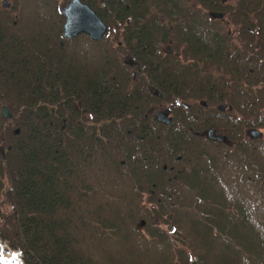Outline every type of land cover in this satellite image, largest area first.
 I'll list each match as a JSON object with an SVG mask.
<instances>
[{
  "label": "trees",
  "instance_id": "trees-1",
  "mask_svg": "<svg viewBox=\"0 0 264 264\" xmlns=\"http://www.w3.org/2000/svg\"><path fill=\"white\" fill-rule=\"evenodd\" d=\"M84 1L110 33L115 13L138 16L126 41L163 100L214 93L248 120L226 123L237 145L225 147L191 133L196 115L179 106L168 125L144 117L150 92L124 88L105 41L62 37L56 0H7L0 109L12 118L0 114V192L10 210L0 213V240L23 264H264V135H239L264 129L255 88L264 83V0ZM211 12L227 14L242 48ZM169 39L176 50L186 44V64L160 52ZM77 103L91 125L77 121ZM167 213L183 249L152 223Z\"/></svg>",
  "mask_w": 264,
  "mask_h": 264
},
{
  "label": "flooded vegetation",
  "instance_id": "flooded-vegetation-1",
  "mask_svg": "<svg viewBox=\"0 0 264 264\" xmlns=\"http://www.w3.org/2000/svg\"><path fill=\"white\" fill-rule=\"evenodd\" d=\"M68 1L69 0H62L58 4V2L56 0V8H57V11L62 18V23H63L64 17L62 15V13L60 12V9L63 6H65ZM79 1L87 4L97 14L98 18L105 25L106 30L101 35L100 39L96 40V41L91 40L89 38L88 34L83 33V32H79V33L75 34L74 36H71L70 38H67V39L84 37V38H87L89 41L100 42V41H107L108 36H111V37L116 36L118 38L117 42H116V46L119 49L121 48L125 52L124 53L125 55L122 59V63H120V62H117V63H119L120 67L124 70L123 72H125L127 74V77L119 78V80L121 82L125 83L124 88L126 90H128V92L131 91L135 87L134 85L136 82L139 83V85L143 84V88H145L148 92H150V94L153 98V100L151 99L150 103H148V105L146 106L145 113L143 114L144 117L148 116L149 118L155 120V115H157L159 112H165L167 114V117L170 118V123H171L174 119V116L176 115V112L179 110L177 106H179L183 110L189 111V115H192L193 118L196 117V119H191V122L194 123L193 121H196L195 124L197 125V129H194L193 126L188 127V129L191 133L196 135L198 138H200L201 140H204V141L222 143L225 147H234L237 145L236 140L229 136V134H231L234 129L232 130V128H230V126L226 123L229 122V120H231L232 117H237L240 120H242V118L244 117L245 120L246 119L248 120V116L237 115L239 113L226 100L221 101V102L212 101V99H215L219 96V95L214 94V93L203 94V96H201V97H199V96L194 97L193 96L192 98H186L188 100L185 99L186 101H189V100L195 101V103H193V104L186 103L184 100H182L180 97H178L176 95L175 96L170 95L168 98L173 100V104L168 103L169 104L168 105L166 103V101L163 100L162 93H160V91L158 89H156L154 86H152L151 84L148 83L149 79L147 77L141 78L138 76L139 73L141 72V70H140L141 64L139 63V61H137L135 56H133V54H131V50H133L134 47H136L137 45H135L133 43L134 47H133V45L130 46L129 45L130 40L126 41V38L132 37L134 40V37L136 36V31L138 29V25L136 24V18L138 16L135 14H132V15L126 14L122 11L115 13V15H112L113 17L116 18L115 23H114L115 28L112 29V32H111L112 34L108 35L107 34L108 24L98 14L97 10H95L88 2H86L84 0H79ZM96 3L100 4V6H102L103 9H106V7H107L104 0H96ZM61 31H62V24H61ZM104 35H107V37L105 38ZM168 41L169 42L166 43V44H168L166 49H163L161 47V44H160V46H159L160 52L163 55L172 54L173 56L177 57L182 63L186 64L187 63V58L185 57L186 44L182 43V46L179 47V50H176V49L173 50L172 46L170 45L172 43L171 40L169 39ZM233 48L234 47L231 46L230 49H233ZM108 49H109V47H108ZM180 56H183L184 61L181 60ZM226 81H228V78H226ZM224 97H228V94H225ZM161 101H165V103H163L165 105V108L160 109L159 111L154 113L155 103H159ZM77 107L79 109L77 121H84L86 124L91 125L92 117H91L90 111L88 109H85V108L82 109L80 107L79 103H77ZM171 113H173V114H171ZM84 117H87V118L85 119ZM128 118H130V117H128ZM136 118L139 119L138 116ZM205 120L210 121L211 124H207L204 127L203 121H205ZM155 121H157V120H155ZM63 123H64V120H63ZM63 127H64V125L62 124L61 128H63ZM207 129H212V135L213 136H222L223 137L222 140H215V139L208 138L206 135ZM251 129H253V128H249L246 126L242 128L241 133L239 132L240 133L239 135L241 138L240 141L248 142V141L253 140V138H250V136H249V130H251ZM256 129H258L261 132L260 128H256ZM261 133H262L261 136H259L257 138H260L264 135V132H261ZM254 139H256V138H254Z\"/></svg>",
  "mask_w": 264,
  "mask_h": 264
},
{
  "label": "water",
  "instance_id": "water-1",
  "mask_svg": "<svg viewBox=\"0 0 264 264\" xmlns=\"http://www.w3.org/2000/svg\"><path fill=\"white\" fill-rule=\"evenodd\" d=\"M4 7L8 6L6 0H2ZM64 20L62 23L61 35L65 38H70L79 32L87 33L91 40H99L101 35L105 32L106 27L103 22L98 18L97 14L85 3L80 2L79 0H69L65 6L60 9ZM209 16L212 19H219L222 17V14L219 12H211ZM0 114L3 118L10 119L12 117L11 113L5 106H1ZM155 120L163 124H169L170 118L167 117L165 112H159L155 115ZM14 133H18V129L14 130ZM261 132L253 128L249 130L250 138H257L261 136ZM206 135L210 139L222 140V136H213L212 129L206 130ZM9 148V146H8ZM0 149V153L2 154ZM170 229V228H168ZM0 264H19L16 258L15 253H10L5 255L0 253Z\"/></svg>",
  "mask_w": 264,
  "mask_h": 264
},
{
  "label": "rangeland",
  "instance_id": "rangeland-1",
  "mask_svg": "<svg viewBox=\"0 0 264 264\" xmlns=\"http://www.w3.org/2000/svg\"><path fill=\"white\" fill-rule=\"evenodd\" d=\"M2 1V0H1ZM0 1V2H1ZM62 0H57L58 4L61 2ZM1 4V3H0ZM220 24L223 28V30H225L226 32H228L230 34V39H231V43L234 44L235 46H239L238 48H242L243 46L240 45L239 43V39L237 36V27H235L234 25L231 24L227 14L223 15V18L220 20ZM108 35L112 34L109 31L107 32ZM117 37H111L108 36L107 37V41H105V43L107 44V46L109 47L110 51L112 52V54L116 57L117 61L122 63V59L124 57V51L120 48H117L116 46V42H117ZM166 43H161V47L163 49L167 48ZM243 45V44H242ZM172 49L174 50L175 47L172 46ZM181 60L184 61L183 56H180ZM258 89H262L263 91V95H264V83L260 82L257 87ZM188 100V99H186ZM184 99V101L188 104H193L195 103V101L193 100H189L186 101ZM165 103V101H161L159 103H155L154 105V113H156L157 111H159L160 109H164L165 105L163 104ZM168 104V102H166ZM169 105V104H168ZM173 114V113H171ZM259 114L264 116V107L259 109ZM247 116V115H246ZM85 119L87 117H84ZM261 132H264L263 128H260ZM3 138V137H2ZM6 147V141L5 139H1L0 140V149H4ZM146 195L143 198V202L146 206L151 207L150 204H147L146 202ZM10 210V206L8 205V203L6 202L5 196L3 193L0 192V213H4L7 214ZM1 216H0V221H1ZM152 223L154 226H156L157 228H159L160 230H162L164 233L167 234L168 239L171 241L172 246H174V249H183L182 244H184L182 242V244H180L179 238L177 237L176 233L173 232L174 230V225H173V220L170 214H163L161 218H156L153 216L152 218ZM170 228V229H168ZM140 231H142V227L139 228ZM0 253H4L5 255H9L10 253H15L17 260L19 261V264H23L20 258V255L17 251L15 250H11L4 242H2L0 240ZM185 255L188 257L189 253L188 251H185Z\"/></svg>",
  "mask_w": 264,
  "mask_h": 264
},
{
  "label": "bare ground",
  "instance_id": "bare-ground-1",
  "mask_svg": "<svg viewBox=\"0 0 264 264\" xmlns=\"http://www.w3.org/2000/svg\"><path fill=\"white\" fill-rule=\"evenodd\" d=\"M18 263H19V261H18Z\"/></svg>",
  "mask_w": 264,
  "mask_h": 264
}]
</instances>
